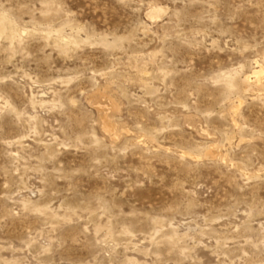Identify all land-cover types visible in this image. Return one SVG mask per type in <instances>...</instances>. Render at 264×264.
Wrapping results in <instances>:
<instances>
[{
  "label": "rangeland",
  "instance_id": "374dc122",
  "mask_svg": "<svg viewBox=\"0 0 264 264\" xmlns=\"http://www.w3.org/2000/svg\"><path fill=\"white\" fill-rule=\"evenodd\" d=\"M0 11V264H264V0Z\"/></svg>",
  "mask_w": 264,
  "mask_h": 264
},
{
  "label": "bare ground",
  "instance_id": "6f19581e",
  "mask_svg": "<svg viewBox=\"0 0 264 264\" xmlns=\"http://www.w3.org/2000/svg\"><path fill=\"white\" fill-rule=\"evenodd\" d=\"M161 11L160 8H156V7H153L148 15L151 17V18H154V17H157L158 13ZM5 31H7V33L9 34H12L14 33V30H13V27H12V24H11V21L9 19V17L2 13L0 11V34L4 33ZM9 36V35H8ZM11 37V36H10ZM264 68L261 66V65H258L256 68L253 69V71L251 72L252 76H254L255 79H257L258 81H260L262 78H264ZM250 75H247L244 79V85H246V87H248L250 85V79L251 77Z\"/></svg>",
  "mask_w": 264,
  "mask_h": 264
}]
</instances>
